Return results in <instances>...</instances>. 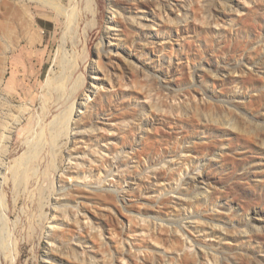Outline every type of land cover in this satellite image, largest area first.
Listing matches in <instances>:
<instances>
[{
  "label": "rangeland",
  "instance_id": "1",
  "mask_svg": "<svg viewBox=\"0 0 264 264\" xmlns=\"http://www.w3.org/2000/svg\"><path fill=\"white\" fill-rule=\"evenodd\" d=\"M0 202V264H264V0H0Z\"/></svg>",
  "mask_w": 264,
  "mask_h": 264
},
{
  "label": "bare ground",
  "instance_id": "2",
  "mask_svg": "<svg viewBox=\"0 0 264 264\" xmlns=\"http://www.w3.org/2000/svg\"><path fill=\"white\" fill-rule=\"evenodd\" d=\"M45 1V0H44ZM47 3V2H45ZM50 4V3H49ZM54 5V4H53ZM74 15V14H73ZM72 16V15H71ZM32 28V27H31ZM68 31V30H67ZM67 59V58H66ZM72 60V59H71ZM74 63L69 62L67 64L64 63V71H66L68 74L67 76L63 79V85H66L68 83V81H70L71 79H73V76L75 75L76 71L78 70V62L77 59H74ZM66 62V61H65ZM80 65V64H79ZM67 69V70H65ZM53 74V73H52ZM64 74V73H63ZM80 80V81H79ZM94 81L93 77H91V84L89 86V89L87 92L90 91L91 86H92V82ZM50 82V81H49ZM84 82V79H79L75 82L73 91L78 89L79 85L82 86L81 83ZM80 83V84H79ZM78 84V85H77ZM68 85V84H67ZM79 90V89H78ZM77 90V91H78ZM57 91V90H56ZM64 92V91H63ZM61 93V92H60ZM64 95V94H63ZM86 95V94H85ZM83 97V96H82ZM85 97V96H84ZM68 100V99H67ZM66 100V101H67ZM83 100V99H82ZM75 102V101H74ZM73 102V103H74ZM79 104H81V100L75 102L74 104H71L72 106H68L70 107L69 109H72L74 106L76 107V109H74L73 111H71V113L68 112L64 113L62 115L57 116L53 121H52V126L50 129V139H41V140H36L32 143V145H30V148L28 149V151L17 161V168L15 170L16 175H19V173H21L20 176H23L22 180L20 178L21 181H26V173L28 172V170L31 168V166L33 165V163L38 160L46 151V149L51 146L53 149V154H54V149L56 144L58 143L57 141H63L66 140V143L64 145H62L61 147H58L60 149H62L61 151H63V148L65 147V145L69 142V138L71 137V131H68V127H71L73 125V121H74V116L77 114L78 108H79ZM74 107V108H75ZM66 111V109H65ZM64 111V112H65ZM73 113V115H72ZM67 130V132H66ZM43 131V130H42ZM44 132V131H43ZM57 142V143H56ZM60 144V143H59ZM59 146V145H58ZM58 150V149H57ZM60 151V150H59ZM58 151V152H59ZM60 151V152H61ZM57 152V151H56ZM59 154V153H58ZM15 166V167H16ZM13 169V168H12ZM11 169V170H12ZM55 171V170H54ZM38 172V171H37ZM37 175V174H36ZM16 177V176H15ZM16 182V181H15ZM20 182V181H19ZM9 185V180L7 182H5V186H4V196L6 194V187H8ZM19 185V184H18ZM20 187V186H19ZM6 197V196H5ZM6 202V201H4ZM1 203V202H0ZM7 218L4 216L1 208H0V243L7 248L9 245L8 242V238H9V232H7ZM10 228V227H9ZM9 231V230H8Z\"/></svg>",
  "mask_w": 264,
  "mask_h": 264
}]
</instances>
